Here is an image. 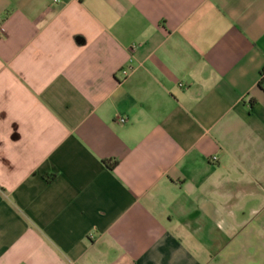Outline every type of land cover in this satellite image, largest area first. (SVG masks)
Segmentation results:
<instances>
[{
    "label": "crops",
    "instance_id": "0c3cea01",
    "mask_svg": "<svg viewBox=\"0 0 264 264\" xmlns=\"http://www.w3.org/2000/svg\"><path fill=\"white\" fill-rule=\"evenodd\" d=\"M263 70L264 0H0V264H264Z\"/></svg>",
    "mask_w": 264,
    "mask_h": 264
},
{
    "label": "built area",
    "instance_id": "2783aa9c",
    "mask_svg": "<svg viewBox=\"0 0 264 264\" xmlns=\"http://www.w3.org/2000/svg\"><path fill=\"white\" fill-rule=\"evenodd\" d=\"M123 74L127 75V72H123ZM260 85L264 87V70L262 71L261 76H260ZM121 123H124V121L121 120Z\"/></svg>",
    "mask_w": 264,
    "mask_h": 264
},
{
    "label": "trees",
    "instance_id": "16d2710c",
    "mask_svg": "<svg viewBox=\"0 0 264 264\" xmlns=\"http://www.w3.org/2000/svg\"><path fill=\"white\" fill-rule=\"evenodd\" d=\"M117 165L116 162L110 164V168L113 169Z\"/></svg>",
    "mask_w": 264,
    "mask_h": 264
}]
</instances>
